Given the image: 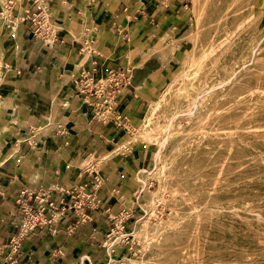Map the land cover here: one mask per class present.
I'll use <instances>...</instances> for the list:
<instances>
[{
	"label": "crops",
	"instance_id": "0c3cea01",
	"mask_svg": "<svg viewBox=\"0 0 264 264\" xmlns=\"http://www.w3.org/2000/svg\"><path fill=\"white\" fill-rule=\"evenodd\" d=\"M32 1L0 0V13L4 5L11 10L10 22L0 16V233L11 230L7 213L22 184L78 182L89 189L97 174L102 182L91 219L71 233L65 222L52 233L32 234L16 264H104L110 255L99 242L106 216L123 206L140 213L151 150L136 143L110 154L120 129L92 118L74 79L83 71L97 81L110 69L131 67L118 109L133 119L175 71L189 0H48L55 31L42 39L21 20ZM84 34L92 38L91 51L82 48ZM170 44L175 50L161 53ZM95 153L102 160L85 167V156Z\"/></svg>",
	"mask_w": 264,
	"mask_h": 264
},
{
	"label": "rangeland",
	"instance_id": "374dc122",
	"mask_svg": "<svg viewBox=\"0 0 264 264\" xmlns=\"http://www.w3.org/2000/svg\"><path fill=\"white\" fill-rule=\"evenodd\" d=\"M188 5L190 21L180 37L184 42L175 71L163 80L154 97L144 102L130 124L117 126L120 136L110 146V154L115 155L136 143L151 150L142 171L145 189L138 217L153 209L155 230L146 237H137L133 233L140 219L135 221V215L127 221L131 241L118 244L110 257L116 264H264V0H201L197 12L193 10L194 0H189ZM195 27L201 33L192 39L189 33ZM162 50L164 55L171 52ZM191 55L195 63L185 74L184 87L192 94L195 90L205 93L218 80L229 76L234 81L251 70L234 92L217 98L232 102L233 119L215 118L213 123L231 122L232 130L225 128L210 140L200 139L197 134L179 139L193 115L181 113L189 108L185 100L176 102L183 94V86L166 89ZM109 80L106 74L99 88L108 89ZM74 87L77 96L82 86L74 81ZM121 92L111 96L114 95L116 110L122 113L118 109ZM79 96L91 107L84 94ZM178 104L180 108L174 111ZM154 105L157 108L148 123L147 114ZM162 138L166 144L160 149L158 140ZM97 157L99 153L87 154L83 165L91 167L102 160H95ZM16 194L17 191L7 215L15 213ZM126 209L130 207L123 206L110 214H124ZM110 226L106 222V231ZM12 233L13 227L7 236L0 233V242L7 244ZM25 240L19 242L21 251ZM6 253L7 250L1 253L0 261L10 264Z\"/></svg>",
	"mask_w": 264,
	"mask_h": 264
},
{
	"label": "built area",
	"instance_id": "2783aa9c",
	"mask_svg": "<svg viewBox=\"0 0 264 264\" xmlns=\"http://www.w3.org/2000/svg\"><path fill=\"white\" fill-rule=\"evenodd\" d=\"M47 4L48 0H33L21 18L34 38L42 39L54 36L55 28L49 22L50 13ZM0 16L2 20L10 22V7L4 5ZM83 40L82 48L85 47L91 51L92 38L88 34H84ZM80 75V79L74 80L82 86L78 89L77 95L84 94L87 98L94 119L104 123L111 121L120 128L130 124V117L116 110L115 104L112 102L114 95L112 97L111 94L120 93L130 86L131 67L108 70L107 75L110 78L108 89L106 86L99 88L100 80L93 82L85 72L81 71ZM89 80L91 84L87 83ZM99 95L102 96L101 100L97 99ZM101 182L102 177L96 174L93 176L89 189L78 182L69 187L50 185L28 188L22 185L15 195V213L13 216L7 215V217L9 216L7 223L13 227L12 237L9 236L7 244L0 242V255L7 250L6 257L9 263L16 264L22 255L19 242L23 238H28L35 233H52L57 225L63 226L65 222L68 223L66 230L69 233L76 227L86 224L91 219L92 211L98 207L97 193ZM123 212L124 214L119 212L113 215L108 213L106 216V222L111 226L104 233V238L99 242V245L110 256L118 248V244H128L131 241L130 233L127 231V221L134 218L135 215L131 208ZM136 216L134 220L138 221L140 218L138 215ZM110 256L104 264H116Z\"/></svg>",
	"mask_w": 264,
	"mask_h": 264
},
{
	"label": "bare ground",
	"instance_id": "6f19581e",
	"mask_svg": "<svg viewBox=\"0 0 264 264\" xmlns=\"http://www.w3.org/2000/svg\"><path fill=\"white\" fill-rule=\"evenodd\" d=\"M242 0H239V3ZM201 4V0H194V7L193 10L194 12H197V10L199 9V6ZM241 10V9H240ZM198 17V16H197ZM199 21V17L196 18ZM197 24V23H196ZM201 30H199L197 27H195L193 33H189L190 38H197V36L201 33ZM187 32H190L187 31ZM188 36V34H187ZM171 42V41H170ZM176 44V43H175ZM179 45V44H178ZM167 46V45H166ZM160 47V45H159ZM164 47V46H163ZM174 45H169L166 49H168V51H174L175 50ZM154 50V49H153ZM161 50V49H160ZM163 51V50H162ZM194 59H192V55L188 56L182 63V71H179L168 83V86L166 87V89H171L172 87H176V86H183V94L180 98H178V100L176 102H180L182 100H185L186 105L189 107L188 109H185L184 111H182V114H190L193 115V119L191 124L189 125V127L182 131L181 133H179V139H186L187 137L193 135V134H197V137L200 139H206L209 138L212 139V137L220 132H223V130L226 128L227 131H231L232 130V123H225V124H215L213 123L215 118H219L220 120H231L233 119L232 116V111L234 109V105L232 104V102L227 101L224 102L221 100L218 101L217 98L223 96V95H227V94H231L232 92H234V90H236L238 88L239 82L241 80H244L247 76L248 73L251 70H246L241 76L237 77L234 81H232L230 79L229 76L225 77L224 79L218 80L215 84H213L211 87L206 88L205 89V93L198 90H195L192 93H190L188 91V89H186L185 86V74L186 72L191 69L194 66ZM236 72V71H235ZM210 73V72H209ZM237 73V72H236ZM235 74V73H234ZM233 74V75H234ZM232 75V76H233ZM203 86V85H202ZM204 88V87H203ZM202 88V89H203ZM208 92H212L211 95L209 96H205L204 94L208 93ZM208 98H211V101H208ZM161 100V99H160ZM159 100V101H160ZM167 101V99H166ZM158 106V105H157ZM157 108L156 105H154V107L152 109H150L149 113L147 114V122H149L151 116H153V110ZM180 108V105L178 104L177 106H175L173 108V110H178ZM149 125V124H148ZM141 126V125H140ZM142 128V126H141ZM140 127L138 128L139 132H142V129ZM148 128V127H147ZM137 129V128H136ZM135 129V130H136ZM153 129V128H152ZM160 129V128H159ZM152 131V130H151ZM149 132V131H148ZM158 132V131H156ZM168 132V130H167ZM175 132H173L174 134ZM135 134V133H134ZM140 134V133H139ZM143 134V133H141ZM145 136H147L148 134L145 133ZM147 134V135H146ZM154 134V133H153ZM156 134V133H155ZM171 134V133H170ZM151 135V134H150ZM231 135V134H230ZM143 136V135H142ZM167 136V134H166ZM136 139V138H135ZM128 140V139H127ZM123 141L120 143L119 146H121L122 144H125V142L127 141ZM156 142V141H155ZM154 143V142H153ZM156 144V143H155ZM166 144L165 142V138H162L160 140H158V146L160 149H162V147H164ZM206 145V144H205ZM118 148V146H117ZM158 148V149H159ZM157 152V151H156ZM158 154V152H157ZM156 154V155H157ZM159 159V158H158ZM177 165V164H176ZM197 165V164H196ZM156 166V165H154ZM175 167V166H174ZM157 167H154V169H156ZM160 171V169H159ZM163 171V170H161ZM148 172V171H147ZM154 172V171H153ZM162 173V172H161ZM149 174V172H148ZM144 188V186H143ZM147 188V187H146ZM145 189V188H144ZM149 191V190H148ZM158 191V190H156ZM154 192V191H153ZM154 195V194H153ZM161 201V200H160ZM153 204V203H152ZM152 207V206H151ZM150 207V208H151ZM153 209L149 210L148 212H146L145 214H143L140 218V224L138 225V227L136 228V230L134 231L133 234H135L137 237L142 236V237H146L149 234L153 233L155 230V223H153L151 221V216L153 215L152 212ZM148 238V237H147ZM169 240H172V238H168ZM184 252V251H183Z\"/></svg>",
	"mask_w": 264,
	"mask_h": 264
}]
</instances>
